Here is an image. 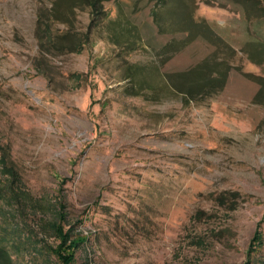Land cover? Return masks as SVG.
Returning <instances> with one entry per match:
<instances>
[{
    "label": "rangeland",
    "instance_id": "obj_1",
    "mask_svg": "<svg viewBox=\"0 0 264 264\" xmlns=\"http://www.w3.org/2000/svg\"><path fill=\"white\" fill-rule=\"evenodd\" d=\"M91 10L0 0V264H63L58 213L75 264H264V0Z\"/></svg>",
    "mask_w": 264,
    "mask_h": 264
},
{
    "label": "trees",
    "instance_id": "obj_2",
    "mask_svg": "<svg viewBox=\"0 0 264 264\" xmlns=\"http://www.w3.org/2000/svg\"><path fill=\"white\" fill-rule=\"evenodd\" d=\"M87 5L92 9V13L94 15H102L103 13V3L107 0H82ZM120 24V23H119ZM119 24H115V32L120 30ZM158 27H161V29H166V27H163L159 23ZM174 25V24H173ZM173 27V26H172ZM190 28H192V33L194 35H201V36H206V37H214V33L211 31V29L206 26V24L202 25H194L193 22L190 23ZM124 30L123 32H126L127 34L130 33L128 28L123 27ZM175 28V27H173ZM189 28V29H190ZM170 30V29H166ZM175 30V29H173ZM128 38L125 39V42H128ZM134 40L131 42L129 47H133L134 45ZM220 65H216V73L217 76H211L208 79L203 80L205 77L203 76V71H204V65H199L196 67V69H192L189 72L185 73H179L177 75H174V78L177 77V80L173 83L175 88L180 91V93L184 94L185 96V101L190 102L193 100L195 96L199 95H205L208 94L209 96L214 94V93H219L226 85V80L229 75L230 70L229 69H224L221 66V69L219 68ZM219 68V69H218ZM132 79L137 84L139 87H143V81L140 80L138 77V72H135L132 74ZM179 77V78H178ZM146 84V83H145ZM189 84V85H186ZM136 87V86H135ZM135 89V88H134ZM67 217L63 213H58L57 219L53 221V223L50 224L49 228L54 232V235L60 240L61 246L58 250H55V254L60 258L61 262L63 264H75L76 261V256H74L73 253H69L70 250L73 248L76 250L78 249L82 242H75L73 237V231H68L66 232L65 228L63 227V222H66ZM262 242V237H257V241ZM74 250V251H75Z\"/></svg>",
    "mask_w": 264,
    "mask_h": 264
}]
</instances>
